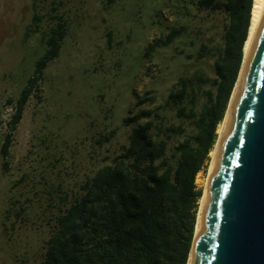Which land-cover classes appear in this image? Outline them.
<instances>
[{"label": "rangeland", "instance_id": "rangeland-1", "mask_svg": "<svg viewBox=\"0 0 264 264\" xmlns=\"http://www.w3.org/2000/svg\"><path fill=\"white\" fill-rule=\"evenodd\" d=\"M198 1L0 0V264L43 262L63 198L74 201L122 154L133 129L126 120L139 110L161 108L174 130L169 156L196 132L205 93L196 103L189 97L183 115L169 96L181 78H215L228 23L224 9L213 12ZM61 19L67 34L60 56L30 97L4 160L15 111L9 100L20 97ZM175 29L180 34L169 42ZM155 40L160 46L147 55ZM137 96L155 103L139 105ZM210 164L196 180L203 194Z\"/></svg>", "mask_w": 264, "mask_h": 264}, {"label": "trees", "instance_id": "trees-1", "mask_svg": "<svg viewBox=\"0 0 264 264\" xmlns=\"http://www.w3.org/2000/svg\"><path fill=\"white\" fill-rule=\"evenodd\" d=\"M223 1H198L213 12L224 9L228 18L224 46L215 60V78L204 74L181 78L179 88L169 96L183 115L187 99L192 96L196 103L198 93H205L207 102L199 113L196 132L179 142L169 156L174 130L166 126L161 108L145 107L128 118L126 124H133V129L122 154L87 180L74 201L63 198L66 206L56 217L41 264H188L203 197L197 176L211 162L218 127L240 74L254 2ZM66 34V21L61 19L46 36V50L20 97L9 100L15 111L1 147L4 160L27 103L40 91L48 65L60 56ZM179 34L180 30H173L169 42ZM159 46L155 40L147 55ZM137 97L139 105L155 103L153 96Z\"/></svg>", "mask_w": 264, "mask_h": 264}, {"label": "water", "instance_id": "water-1", "mask_svg": "<svg viewBox=\"0 0 264 264\" xmlns=\"http://www.w3.org/2000/svg\"><path fill=\"white\" fill-rule=\"evenodd\" d=\"M243 67L188 264H264V11Z\"/></svg>", "mask_w": 264, "mask_h": 264}, {"label": "bare ground", "instance_id": "bare-ground-1", "mask_svg": "<svg viewBox=\"0 0 264 264\" xmlns=\"http://www.w3.org/2000/svg\"><path fill=\"white\" fill-rule=\"evenodd\" d=\"M264 11V0H254L253 2V8H252V17H251V24H250V28H249V34H248V38L244 47V60H243V66H246L247 61L249 59L252 47H253V43H254V39L256 36V32L259 26V22L262 16V13ZM242 66V71H244V68ZM242 74H240L239 79L237 80V83L235 85L233 94L231 96L230 99V103L225 115V118L223 120V122L220 124L219 128H218V139L217 142L215 144V147L213 149V151L211 152V164H210V172H209V176L206 179V183H205V190H204V194L201 200V204H200V209H199V213H198V219H197V229H196V236L198 235V232L200 230V225H201V221H202V216H203V211H204V206H205V200H206V195H207V191H208V187H209V183H210V179L212 176V172L215 166V162L218 156V152L220 149V145L225 133V129L228 123V119L235 101V98L237 96L238 90L240 88V84L242 81ZM194 254V248L192 249V255ZM189 264H191L189 262Z\"/></svg>", "mask_w": 264, "mask_h": 264}]
</instances>
